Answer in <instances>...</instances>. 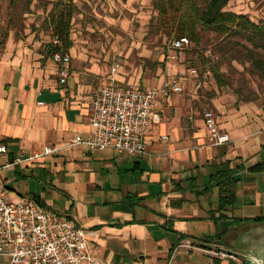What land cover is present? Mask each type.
<instances>
[{
    "label": "crops",
    "instance_id": "crops-1",
    "mask_svg": "<svg viewBox=\"0 0 264 264\" xmlns=\"http://www.w3.org/2000/svg\"><path fill=\"white\" fill-rule=\"evenodd\" d=\"M77 1L84 12L88 0ZM48 44L32 35L10 38L0 53V145L7 150L0 153V183L10 198L38 199L51 217L84 228L87 250L100 264H231L211 252L235 255L222 242L233 224H254L241 236L264 227L254 221L264 217V97L239 102L217 86L205 96L189 79L183 93L159 98L161 120L145 154L72 147L75 135L89 132L91 102L110 67L73 41L70 77L61 85ZM170 71L168 77L184 70ZM119 79L137 85L135 76ZM205 104L227 144L210 145ZM48 147L56 150L41 155ZM226 171L236 199L221 210L217 180ZM0 264L10 262L0 257Z\"/></svg>",
    "mask_w": 264,
    "mask_h": 264
},
{
    "label": "built area",
    "instance_id": "built-area-1",
    "mask_svg": "<svg viewBox=\"0 0 264 264\" xmlns=\"http://www.w3.org/2000/svg\"><path fill=\"white\" fill-rule=\"evenodd\" d=\"M50 44L56 47L60 41L55 37ZM189 45L186 37L172 40L168 58L176 59V54ZM51 57L59 65V83L66 85L70 77V53L52 51ZM119 70L120 64L114 59L108 79L92 99L89 132L75 135L69 146H85L90 151L111 149L129 156L143 155L147 152V138L154 124L161 120L159 98L183 93L190 77L199 79L197 89L205 86L211 77L208 71L201 73L197 68H190L163 80L158 87L142 89L137 85H119L114 78ZM202 118L210 145L220 146L230 141L227 133L219 129L212 110H204ZM55 150L48 147L41 155H50ZM6 151V147L0 145V153ZM21 161L17 159V162ZM87 237L84 228L72 220L51 217L33 199H11L5 185L0 183V257L7 258L10 264H100V260L87 250ZM211 254L223 259L229 257L231 264H245L225 251Z\"/></svg>",
    "mask_w": 264,
    "mask_h": 264
},
{
    "label": "rangeland",
    "instance_id": "rangeland-1",
    "mask_svg": "<svg viewBox=\"0 0 264 264\" xmlns=\"http://www.w3.org/2000/svg\"><path fill=\"white\" fill-rule=\"evenodd\" d=\"M7 1L0 0V31L6 29L7 26ZM44 1L47 0H33L32 12L25 15L24 34L19 40L29 35L47 44L52 40L49 25L45 21L50 6L44 7ZM77 2L80 5L84 1L78 0ZM151 2L152 0H88V3L84 2L85 11H77L73 18L71 37L77 44L84 46L91 60L105 63L109 67L114 59L117 60L120 64V70L114 76L117 81L119 76L122 77L119 81L135 76L137 85L143 86L142 80L148 79L151 85L147 86L154 87L159 85L161 79L169 78L167 73L171 72V69L175 72L187 71L190 68H197L201 73L208 71V66L202 63L197 54L203 48L205 56L211 58L209 49L212 47L210 42L213 35H209L202 46L196 47L190 43L187 48L176 54V59H169L170 43L173 38L155 29L157 12L153 9ZM226 9L246 14L253 21L264 24V0H231ZM10 38L14 39L13 33H10ZM233 67L239 72L243 71L242 74L250 78L238 63L234 62ZM227 69L226 64H223L222 70L227 72ZM108 76L109 72L102 80H107ZM238 76V74L234 75L235 78ZM211 77L208 78L207 84L200 88V93L205 96L213 93L217 88ZM189 79L195 86L199 81L193 77ZM250 79L249 87L257 94L256 100L264 97V83L255 77ZM218 88H224L237 96L232 88ZM200 108L210 109L206 104ZM253 225L252 223L233 224L222 241L227 249L240 259H242L239 256V250L242 247L240 232L246 231L247 226L253 228ZM243 262L245 263L244 260Z\"/></svg>",
    "mask_w": 264,
    "mask_h": 264
},
{
    "label": "trees",
    "instance_id": "trees-1",
    "mask_svg": "<svg viewBox=\"0 0 264 264\" xmlns=\"http://www.w3.org/2000/svg\"><path fill=\"white\" fill-rule=\"evenodd\" d=\"M231 0H152L153 9L157 12L155 29L174 39L186 37L196 47L213 35L210 56L204 50L197 56L208 66L217 87L234 89L241 102H253L257 94L250 89V78H257L264 83V24L253 21L248 15L227 10ZM45 2V1H44ZM33 0L7 1V26L0 31V53L5 49L10 33L14 40L24 34L25 15L32 12ZM50 6L46 20L52 39L57 37L60 45L48 50L66 53L72 47V21L78 11L75 0H47L44 7ZM213 56V57H212ZM215 60H214V59ZM241 65L245 74L233 67ZM226 64L227 72L222 70ZM238 74V78L234 75ZM223 173V171H222ZM230 172L218 178L220 207L227 210L235 203V190L232 189ZM39 204V200L35 199ZM257 225L264 224V217L254 220ZM230 227V225H229Z\"/></svg>",
    "mask_w": 264,
    "mask_h": 264
},
{
    "label": "water",
    "instance_id": "water-1",
    "mask_svg": "<svg viewBox=\"0 0 264 264\" xmlns=\"http://www.w3.org/2000/svg\"><path fill=\"white\" fill-rule=\"evenodd\" d=\"M241 244L239 256L245 264H264V228L243 235Z\"/></svg>",
    "mask_w": 264,
    "mask_h": 264
}]
</instances>
